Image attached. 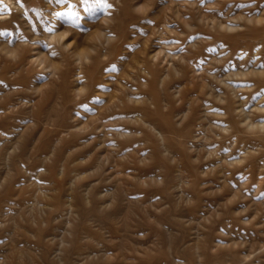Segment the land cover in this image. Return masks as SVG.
Masks as SVG:
<instances>
[{
	"label": "rangeland",
	"instance_id": "obj_1",
	"mask_svg": "<svg viewBox=\"0 0 264 264\" xmlns=\"http://www.w3.org/2000/svg\"><path fill=\"white\" fill-rule=\"evenodd\" d=\"M14 1L0 264H264V0Z\"/></svg>",
	"mask_w": 264,
	"mask_h": 264
},
{
	"label": "snow or ice",
	"instance_id": "obj_2",
	"mask_svg": "<svg viewBox=\"0 0 264 264\" xmlns=\"http://www.w3.org/2000/svg\"><path fill=\"white\" fill-rule=\"evenodd\" d=\"M84 4H85V11H87L89 14H94L96 11H98L100 8L102 7H110V6H106L103 4H89L88 0H84ZM59 15H64L63 13L59 14ZM68 15L75 17V13H69ZM73 23H78V18L73 19Z\"/></svg>",
	"mask_w": 264,
	"mask_h": 264
},
{
	"label": "bare ground",
	"instance_id": "obj_3",
	"mask_svg": "<svg viewBox=\"0 0 264 264\" xmlns=\"http://www.w3.org/2000/svg\"><path fill=\"white\" fill-rule=\"evenodd\" d=\"M5 3H8L9 12H11L12 9H15L18 7L17 3L14 0H0V8H2ZM7 13L0 10V19L2 18H8L11 17V15H6ZM10 30V29H9ZM11 51V50H10ZM60 250H58L59 252ZM60 253V252H59ZM55 255V254H54ZM57 255V253H56ZM61 257V256H60ZM238 262V261H237ZM223 263V262H222Z\"/></svg>",
	"mask_w": 264,
	"mask_h": 264
}]
</instances>
